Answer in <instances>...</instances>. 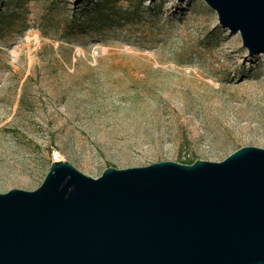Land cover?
<instances>
[{"label":"rangeland","instance_id":"obj_1","mask_svg":"<svg viewBox=\"0 0 264 264\" xmlns=\"http://www.w3.org/2000/svg\"><path fill=\"white\" fill-rule=\"evenodd\" d=\"M95 1L0 0V193L36 189L53 150L96 178L264 148V52L203 0H110L86 24Z\"/></svg>","mask_w":264,"mask_h":264},{"label":"water","instance_id":"obj_2","mask_svg":"<svg viewBox=\"0 0 264 264\" xmlns=\"http://www.w3.org/2000/svg\"><path fill=\"white\" fill-rule=\"evenodd\" d=\"M203 1L264 52V0ZM0 264H264V148L96 178L52 161L36 189L0 193Z\"/></svg>","mask_w":264,"mask_h":264},{"label":"trees","instance_id":"obj_3","mask_svg":"<svg viewBox=\"0 0 264 264\" xmlns=\"http://www.w3.org/2000/svg\"><path fill=\"white\" fill-rule=\"evenodd\" d=\"M111 3L110 0H98L95 1L91 6L84 7L83 9L91 10L92 14H83L82 17H85V23H90L93 18H97L98 20H102L104 17L108 15L107 7ZM86 10V11H87ZM85 13V12H84ZM195 160H190L187 163H193Z\"/></svg>","mask_w":264,"mask_h":264},{"label":"built area","instance_id":"obj_4","mask_svg":"<svg viewBox=\"0 0 264 264\" xmlns=\"http://www.w3.org/2000/svg\"><path fill=\"white\" fill-rule=\"evenodd\" d=\"M51 160H52V161H58V160H59V158H58V153L55 152L54 150H53L52 153H51Z\"/></svg>","mask_w":264,"mask_h":264}]
</instances>
